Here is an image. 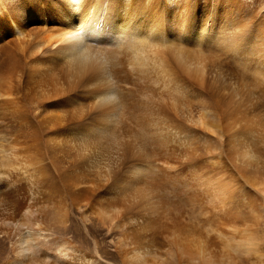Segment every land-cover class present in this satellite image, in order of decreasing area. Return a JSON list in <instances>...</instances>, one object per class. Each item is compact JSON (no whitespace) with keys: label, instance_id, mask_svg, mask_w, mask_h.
I'll return each mask as SVG.
<instances>
[{"label":"bare ground","instance_id":"bare-ground-1","mask_svg":"<svg viewBox=\"0 0 264 264\" xmlns=\"http://www.w3.org/2000/svg\"><path fill=\"white\" fill-rule=\"evenodd\" d=\"M257 3L258 0H0V108L14 113L25 108V90L21 86L28 73L25 58L33 55L44 65L41 70L46 78H53L69 90L78 89L81 102H76L75 107L81 105L82 109L74 111L75 117H70L73 108L70 116L67 113L69 117L61 118L65 129H69L65 132H69L65 141L68 152L76 162L70 164L72 168L68 166L62 187L43 176L40 161L38 166L30 156L32 151L30 155L20 152L21 156L8 161L0 154V239L12 241L13 252V257L1 259L0 264H246L245 259L264 264L261 240L237 220L243 212L244 220L242 209H246L242 204L240 211L241 203L235 204L232 198L231 190L237 181L227 179L228 175L220 177V170L218 178L211 171L206 172L214 174H210L212 177L202 173L205 170L183 173L189 167L184 168L185 158L188 164L193 162L189 146L194 130L189 131L180 119L176 120L179 117L174 113L178 110L171 111L176 93L188 94L206 78L209 60L199 54H207L212 46L237 55L235 60L244 67L241 70L250 68L253 73L246 70L247 75L250 72L253 80L257 78L258 84L264 86V32L254 27L263 24L264 19L258 18ZM246 10H252L250 16L257 19L243 15ZM24 45L31 46L30 54L25 55ZM249 62L253 65L249 66ZM239 74L235 76L241 78ZM42 90L45 96L51 93L47 85ZM55 90L59 91L57 96L62 94L61 88ZM246 93L238 86L242 101ZM185 96L183 99L188 98ZM41 99L34 102L39 117L62 112L64 98L54 103ZM224 99L193 119L204 130L238 139L245 145L246 158H264L259 147L264 143V116L254 119L244 115L239 111L241 106L235 104L237 109L232 99ZM184 102L180 105L191 112ZM251 102L247 99L248 105ZM28 113L23 114L29 118ZM253 122L256 127L251 126ZM56 127L59 129V124ZM171 140L182 146L178 157L183 161L168 147ZM194 166L189 167H193V173ZM11 169L21 174L20 179L13 171L10 173ZM262 174H239L240 197L244 201L255 202L258 195L264 196ZM169 180L172 185L167 189L177 186L187 194L207 226L189 221L188 215L180 214L173 206H164L160 189ZM65 191L73 200L83 201V205L78 204L79 219L94 244L93 250L67 235V231L74 232L72 224L83 231L75 220L69 223L65 199H61ZM255 203L251 209L258 207ZM108 237L112 241L108 242ZM109 245L114 246L115 255H109Z\"/></svg>","mask_w":264,"mask_h":264},{"label":"rangeland","instance_id":"rangeland-1","mask_svg":"<svg viewBox=\"0 0 264 264\" xmlns=\"http://www.w3.org/2000/svg\"><path fill=\"white\" fill-rule=\"evenodd\" d=\"M256 7H257L256 9L258 12L257 13L258 18L261 17V19H264V0H258ZM248 9H250V8H248ZM251 11L252 10H246L243 12V15L248 14L252 20L257 19V18L250 16ZM197 13L201 14L202 12L198 11ZM254 27H256V29H258L260 32L261 31L264 32V28H263L264 22H263V24L255 25ZM260 29H262V30H260ZM29 44L30 43H28V45ZM28 45H24V47H23L25 55L30 54L29 52H31V46L33 47V42L31 44V46H28ZM216 47H218V46L216 45V46H212L211 48H209L207 54H201V55L199 54L200 57L206 58L207 60H209L208 61V72L206 73V76H205L206 78H204L205 80L203 79L204 81L202 80V83H201V81L197 82L196 83L197 85L195 84V86L192 90L189 89L187 91L188 94L187 93H184V94L181 93L182 95H180V93L179 94L176 93L175 99L176 98L177 99L174 101V105L172 106L171 111L173 112V110H176V111L178 110L177 111V113H179L178 115L175 111L174 112L176 114L173 112L176 118L179 117L176 120L178 121L180 119L181 123L184 124V126H186L189 129V131L193 132V130H194V132H193L194 134L193 133L192 134L195 137L191 136V139H193L192 140L193 144H192V141H190V146H191V144H192V146L191 147L189 146V149L191 148L190 154H189V159L193 160V162L188 164L189 161L185 158L184 161L186 164L184 165V168L187 165H189L190 168H191V166H194L197 164H199V165L196 166L197 169H195L196 167L194 166L195 173H193L194 172L192 170L193 167H192V169H190L188 166L187 167L192 172L187 170V167H186V170L184 169L183 173H185V174H196V173H201L200 170H203V171L205 170V172L211 171L212 173L217 174V175H214L211 172H209V173L202 172V173L207 174V175L212 174V175H214V178L216 176H218V173H220L219 175H221L220 177H222V178H224L223 175L224 176L228 175L227 179L232 177L233 181H237V182L239 181L238 183L236 182V185H235V182L234 183L232 182L233 186L235 185L237 187L239 184H241V182H242V178H241L242 176L241 175L244 173L255 172V173L261 174V172H262L263 173L262 175H264V165H263L264 163H262V162H264V158H262L260 156H259V158H256V159L246 158L243 155L246 152V150H243V149H246V148L243 147L244 144L241 145V143L238 141V139H236L235 137H233L232 139H227L226 136L223 137L220 133H217L214 131H212V133H211V130L210 131L207 129L204 130V128H201V126L198 125L195 120H196L197 115L199 113L203 112L204 110L212 108L213 104L217 103L220 98L224 99V97H226L224 99L225 101H226V99H232L233 105L236 104L239 107L241 106L243 108V111H242V108L241 109L239 108V111L241 110L240 112H242V114L243 113H244V115L248 114L249 116H252L254 119L260 118L259 116H261V115L264 116L263 115L264 114V103H262V102H264V100H261V98L264 97V93L262 95V92H259V91H264V86L262 83L258 84L259 81L257 78H255V79H257L256 81H255V79L253 80L254 75L251 74L253 78L250 76V72L253 73L250 68H245L247 71L248 70L250 71L248 75H247L248 72L246 70H241V68L244 69V67H242V65L239 64V62L235 60V57H237V55L234 57V56H232V54L229 51H227L223 48L216 49ZM31 57H33V58H31ZM34 57L35 56L31 55L30 58H27V57L25 58L26 62H27V64H25V71H27L28 73H25L24 82H22V85H21L22 91L25 90L24 91L25 94H23V95H25L24 97H26V98L23 99L24 104H22V105H25V106H23V107H25L24 108L25 110L21 107L22 109L20 108L21 110H19V112L15 111V113H14V111L9 109L10 113H8L9 110H2L0 108V117H2L0 119V154L2 153L1 155H3L2 156L3 159L8 161L9 159L11 160L13 157L16 158L19 155L18 153H20V152L21 153L28 152L26 154H28V155L31 154L30 155L31 157L33 156L34 161L36 160L35 161L36 165H38L37 163H39V161H40L39 165L41 167V171H42L43 176L49 182L54 181V182H56V184L58 186L62 187L61 184H62L63 175L68 170H70V167L72 168V166L70 164H72V162L76 164V162L73 161L74 157L71 155L72 154L71 151L68 152V150H70L68 147L69 144H67L65 141H66V139H68L67 135L69 136V134H68L69 132L66 133L67 135L65 134V132H66V130H69V129H65L67 126L66 125L64 126V123H62L63 121H61V118L63 119L64 117H62V115L66 116L67 113L69 115L73 108H75V110L72 111L73 114L71 113V116L69 115L70 117H75L74 113L78 112L77 111L78 109L82 110L80 107L81 105H79L80 108L75 107L76 102H78L77 105L79 104V102H81V100L79 99L80 94H79L78 89L69 90L65 86H62V85L59 86L58 84H56V82L53 81V78L52 79H50L49 77L46 78L45 72H43L41 70L44 65H42V62L40 60H37L38 58H34ZM252 65H253V62H249V66H252ZM233 68L234 69L239 68L237 70L238 72L236 71L237 74H239V72H241V71H242V73L245 72V74H243V75H247V78L245 79V76L242 78V76H243L242 74H239V75H242L241 78L238 75L235 76L236 73L234 72ZM39 70H40V72H39ZM209 70H210V73H209ZM221 70H222V72H221ZM36 71H38V72H36ZM212 71H214V74ZM211 72H212V74H211ZM222 73H224V74H222ZM232 74L236 78L234 76H232ZM212 76H214V77H212ZM248 78H249V83H247ZM237 79H240V80L237 81ZM242 80H245V82H243ZM253 82L254 83L257 82L256 85H258V86H256ZM200 83L203 85V87H201ZM243 83L245 85H243ZM250 83H251V86H249ZM260 84H262L263 87H261ZM45 85L49 86V88L51 90V93L47 94V96H45L46 93H43V90H42ZM57 85L59 87H57ZM238 86H240L241 89H243V92H245V93L247 92L246 94L249 96V97L248 96L246 97L245 101L244 100L242 101L240 98V95L237 94ZM244 86H247V88L249 90L246 87L244 88ZM24 87H25V89H24ZM54 87H55V89L59 88V90L61 88L60 93L63 94V91H64L65 96H64V94H63L64 97L61 96L62 94L60 96H57L56 93L59 94V91H56L54 89ZM249 92H250V94H249ZM258 92L261 93V95L263 97H261V95ZM42 95L44 97V100H43V97H41ZM183 95L184 96L186 95L188 98L183 99ZM238 95H239V97H238ZM178 96L179 97L182 96V98H179ZM228 96H230V97H228ZM63 98L68 103H66L65 101L62 102V104H61L62 105L61 106L62 112H60L59 114H56L54 112L53 113L49 112V113H47V116L45 114L46 117L45 116L42 117V115L39 117V115H37L35 105L39 102V99H41L42 102L47 101V102L51 103V101H53V103H54V101L59 100V99H63ZM178 99L180 100V103L181 102L183 103L184 100L186 101V99H188L189 100V101L187 100L188 103L184 102V104L187 106L188 110L190 109L189 111H191V112H187V110H185L186 107L182 104L180 105V103L178 102L179 101ZM247 99H248V103H249V101H252L249 105L247 103ZM238 101H240V102H238ZM34 102L35 103L37 102V103L34 104ZM176 102H178L179 104ZM67 104L69 107L67 106ZM262 104H263V106H262ZM236 105L234 107H237V109H238V106H236ZM177 106H180V107H177ZM183 106L185 108H183ZM65 107H68L69 109L68 108L66 109ZM58 109H60V108H58ZM248 109L249 110L251 109L250 110L251 112L250 111L247 112ZM260 109H261V111H260ZM27 110L29 113L27 112ZM68 110H70V111H68ZM193 110H194V112H192ZM21 111H22V113H21V115H19ZM64 111L66 114L64 113ZM66 111H68V112H66ZM74 111H76V112H74ZM11 113L13 114L14 117L10 115ZM16 113H17V115H15ZM23 113H26V114L28 113L29 118L26 114H23ZM4 115H5V117H4ZM8 115H10L11 117ZM22 115H24L25 117ZM57 115H61V116H57ZM68 115H67V117H69ZM7 116L9 117V119H7L8 118ZM172 116H173V114H172ZM54 117L56 118V119H54L55 121L53 120ZM24 118H26V120H24ZM2 119H5V121L6 120L7 121L5 122ZM11 119H12V121H11ZM28 119H30V120H28ZM40 119L43 121H41ZM191 119L194 123L191 121ZM1 120L4 123L1 122ZM13 120L15 121V123ZM17 120H19V121H17ZM56 120H60V121H57V123H56ZM180 120L178 122H180ZM9 121H10V123H8ZM54 122H55V124H54ZM58 122H60L64 126V128L62 125H61L62 127H60V123H58ZM11 123H12V125H11ZM57 124H59V129L57 128L58 126L56 127ZM192 124H194V127H192L193 126ZM53 126H55L57 129H55V127H53ZM195 126H197V127H195ZM251 126L256 127V123L253 122L251 124ZM196 128H197V132L195 131ZM201 129H203V130H201ZM199 130H201V131L198 132ZM60 133H62V134H60ZM195 133H197V134H195ZM63 134L66 136V138ZM57 137H58V139H57ZM61 137H64V138H61ZM16 139H18V140H16ZM63 141H64V143H63ZM172 141L173 140H171V143H170L171 145L168 144V147L170 146L171 150L173 151V155L175 154L174 156L178 157V156H180V150H181L182 146L177 141L174 140L173 143L174 144L178 143V144L175 145V148L171 147V146H174ZM238 142H239V144H237ZM179 146H181V147H179ZM263 146H264V143L259 146L260 150H261L260 155H262V156L264 155L263 154L264 148H262ZM19 147H22L23 149L19 148ZM28 148H30V149H28ZM172 148H174V149H172ZM176 149L179 151V153L177 152ZM3 150L5 152H3ZM16 150L18 151L17 154L15 153ZM242 150H243V153H242ZM8 151H9V153L10 152L11 153L9 154ZM174 151L177 153H175ZM29 152H31V153L29 154ZM33 152H37V153H33ZM4 154H6V155H4ZM11 154H13V155H11ZM35 154L36 155L38 154V155L36 156ZM69 154L71 155V157ZM68 155H69V157H68ZM19 156H21V154ZM35 156H36V158H35ZM192 157H194V158H192ZM37 158H38V160H37ZM177 159L179 161H183V160H181V158L179 159V157ZM239 159H240V162H239ZM249 160H250V163H249ZM261 160H263V161H261ZM198 161H200L202 163H200ZM68 162H69V165H68ZM241 162H243L246 166ZM247 162H248V165H247ZM212 164H213V167H212ZM258 165H259L260 169L257 168ZM68 166H70V167H68ZM214 166H215V168L219 167V169L218 168L215 169ZM238 166H239V168H238ZM246 167L248 168V171L245 169ZM255 167H256V169H255ZM234 169L236 171H234ZM250 170H252V171L250 172ZM12 171L13 170L11 169L10 173ZM229 172H232V173H229ZM12 173L16 174V170H14ZM234 174H235V176H234ZM239 174H241V175H239ZM16 175L18 176L21 174L17 173ZM17 176H16V178L20 179L21 176H18V177ZM233 177L234 178L236 177V178L234 179ZM238 177L241 178V181H240V178H238ZM216 178H218V177H216ZM173 181L174 182L177 181V178H173ZM169 182L170 183H167V184H165V182H163L162 183L163 186H161V189H160L161 198L164 201L163 203H165L164 206H166V207L173 206L172 208H174V209L176 208L180 214L184 213L185 215H188V217L190 218L189 221H193L194 223H199L201 225L207 226L208 222L200 220L201 216H199V214H200L199 208L193 207V205H191V201L187 199L188 198L187 194H184V192L183 193L180 192L179 187H177V186H175V188H173V186H171L174 190L177 188L175 191L172 190L170 188V186L168 187L169 189H167V187H166L167 185H172L170 180H169ZM164 185H165L167 190L164 188ZM235 186H234V188H232L233 191L231 190L232 198H233L235 204H238L239 202L241 203V204L239 203L240 204V211H242V210L245 211L244 220H243L244 212H243V214L238 216L237 220H238V222L240 221V224H242V225H244L243 224V222H244L245 227H248V228H250V230H252L251 233L253 234V236L258 238L259 240H261L262 243H260V244L262 246L260 245L259 247H263V253H264V246H263L264 245V243H263V241H264V196L258 195L259 198L257 197L256 201H255V202H257L258 207L256 209H251L252 204L254 206V205H256V203L254 201H251L253 203H251L248 200L244 201L240 197L241 192H242L241 190H239L240 185L237 187L239 192L236 190L237 188ZM162 187H163V189H165L164 191L162 190ZM63 190L64 189H62L61 191H63ZM236 191L240 194H238ZM67 192L68 191H65L62 194L63 196L61 197V199H62V201L65 199L63 201V203L68 208V215L70 217L69 223L71 224L75 220L76 224L78 222L80 229L83 231V233H81V231L78 229V227L75 226V224H72V229L74 230V232H71L69 234V232L67 231V233H68L67 235L69 237H71L72 239H74L78 244H80L82 246H86V247L90 248L91 250H93L94 244L88 238V235L85 233L83 223L81 222V219H79L80 217H79L78 206L83 205V203H82L83 201L77 200V199H75L76 201L73 200V197L70 196L71 194L68 192V194H69L68 195ZM176 194H178V195L181 194V195L178 196ZM237 194H238V196H237ZM88 195H89V193L87 194V196ZM182 195H183V197H181ZM233 195H234V197H233ZM70 197H71V199H70ZM90 197H91V194L87 198H90ZM184 197H186V198H184ZM235 198H238V199H235ZM70 200H73V201L71 202ZM74 204H77V205H74ZM242 204L244 205V207H246V209L248 208L247 210H250V211H247L245 208H243ZM241 208H243V209L241 210ZM257 211H259V212L257 213ZM246 213H247V215H246ZM249 213H250V215H249ZM251 214H252V216H251ZM241 219L243 221H241ZM252 223H253V225H252ZM25 230H27V229H25ZM109 240L112 241V239L108 237L107 241L109 242ZM11 242L8 239L7 240L6 239H0V249L3 251L2 255H1V250H0V257H1L0 260L3 258H4L3 260H8L9 258L13 257V252L11 249ZM113 247L114 246H110V245H109V247H107L110 251L109 255H111V254L115 255V248H113ZM263 258H264V256H263ZM245 262H246V264H253L249 259H245ZM118 264H120V263H118Z\"/></svg>","mask_w":264,"mask_h":264}]
</instances>
